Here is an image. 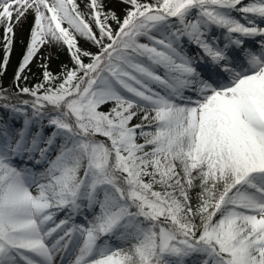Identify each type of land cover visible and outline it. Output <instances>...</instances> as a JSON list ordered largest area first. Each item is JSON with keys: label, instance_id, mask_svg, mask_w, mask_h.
<instances>
[{"label": "snow or ice", "instance_id": "obj_1", "mask_svg": "<svg viewBox=\"0 0 264 264\" xmlns=\"http://www.w3.org/2000/svg\"><path fill=\"white\" fill-rule=\"evenodd\" d=\"M0 28V264H264V0H0Z\"/></svg>", "mask_w": 264, "mask_h": 264}, {"label": "rangeland", "instance_id": "obj_2", "mask_svg": "<svg viewBox=\"0 0 264 264\" xmlns=\"http://www.w3.org/2000/svg\"><path fill=\"white\" fill-rule=\"evenodd\" d=\"M77 2H79V0H77ZM119 11V9H117ZM31 23H32V17L29 16L28 17V20L25 22V24L23 25L22 28H17L16 30V43H15V46L19 43H22V41H26L27 39V35H28V29L30 28L31 26ZM0 34H2V28H0ZM49 50L47 48H45L43 50L44 53H47ZM54 51V58L52 60V67L54 70H59V67L61 64L63 63H67V55L65 52H55ZM15 58H16V54H15V48H14V51H13V54H12V58H11V63L9 65V68H8V72H7V75L5 77V83H8L13 75V72L16 68V61H15ZM33 69H34V72L37 74L38 72H36V69H35V65H33ZM38 77H34L32 76L31 78V81L30 82H34ZM134 122H137V121H134ZM141 143L143 142L142 140L140 141Z\"/></svg>", "mask_w": 264, "mask_h": 264}, {"label": "trees", "instance_id": "obj_3", "mask_svg": "<svg viewBox=\"0 0 264 264\" xmlns=\"http://www.w3.org/2000/svg\"><path fill=\"white\" fill-rule=\"evenodd\" d=\"M0 43H2V36L0 35ZM22 49H23V43H19L15 46V53H16V58H15V61H16V64L20 58V55H21V52H22ZM2 50H0V55H2ZM39 76V73H37L36 75H34V77H38ZM12 80V78H11ZM10 80V81H11ZM9 81V82H10Z\"/></svg>", "mask_w": 264, "mask_h": 264}]
</instances>
